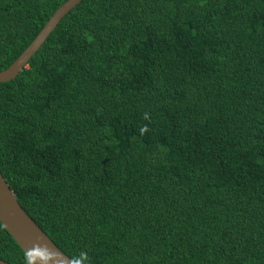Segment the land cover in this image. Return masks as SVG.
Returning a JSON list of instances; mask_svg holds the SVG:
<instances>
[{
  "label": "trees",
  "instance_id": "obj_1",
  "mask_svg": "<svg viewBox=\"0 0 264 264\" xmlns=\"http://www.w3.org/2000/svg\"><path fill=\"white\" fill-rule=\"evenodd\" d=\"M65 1L0 0V71ZM0 172L76 264H264V0H82L0 83Z\"/></svg>",
  "mask_w": 264,
  "mask_h": 264
},
{
  "label": "water",
  "instance_id": "obj_2",
  "mask_svg": "<svg viewBox=\"0 0 264 264\" xmlns=\"http://www.w3.org/2000/svg\"><path fill=\"white\" fill-rule=\"evenodd\" d=\"M82 0H66L50 16L45 25L6 69L0 71V83L10 81L26 67L61 19ZM0 223L32 264H76L61 252L41 228L29 217L0 172ZM0 264H9L0 259Z\"/></svg>",
  "mask_w": 264,
  "mask_h": 264
},
{
  "label": "clouds",
  "instance_id": "obj_3",
  "mask_svg": "<svg viewBox=\"0 0 264 264\" xmlns=\"http://www.w3.org/2000/svg\"><path fill=\"white\" fill-rule=\"evenodd\" d=\"M82 255H84V254H82Z\"/></svg>",
  "mask_w": 264,
  "mask_h": 264
}]
</instances>
